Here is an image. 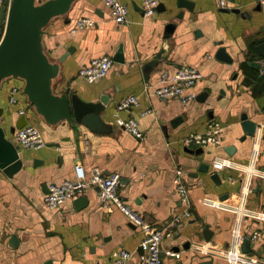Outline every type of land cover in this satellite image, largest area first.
<instances>
[{
  "label": "crops",
  "instance_id": "crops-1",
  "mask_svg": "<svg viewBox=\"0 0 264 264\" xmlns=\"http://www.w3.org/2000/svg\"><path fill=\"white\" fill-rule=\"evenodd\" d=\"M120 1L128 8L125 22L114 20L103 0H72L65 13L49 19L42 33L45 53L59 66L51 84L55 94L76 93L87 102L109 95L100 113L102 127L91 129L73 117L50 122L24 93L23 78L9 76L0 82V126L6 137L17 145L18 127L11 129L24 115L45 142L37 149L19 146L22 166L10 175L0 168V264H113L110 257L121 248L133 253L124 264H140L143 230L116 205L101 201L97 186L87 187L57 208L44 203L48 185L73 179L77 163L87 176L94 169L120 174L118 192L124 202L163 228V264H199L209 259L212 264H227L223 257L198 252L195 244L228 247L238 215L242 240L264 231V220L239 211L247 175L240 166L250 162L254 143L242 123L246 118L258 127L264 124V88L260 87L264 75L258 73L263 56L256 50L264 44V4L227 0L225 9L217 6V0H159L155 13L144 16L141 0ZM81 17L93 19L94 24L71 32ZM5 19L6 13L0 39ZM169 23L174 25L167 36ZM160 50L158 64L145 77L143 63ZM105 55L111 59L105 76L89 81L78 75L91 58ZM181 64L202 72L193 88L195 99L181 104L176 98L155 96L154 87ZM13 86L15 103L9 101ZM129 95H137L138 103L117 110V103ZM117 117L133 118L142 136L118 125ZM210 121L222 126L219 144L185 145L184 137L204 133ZM216 156L229 157L236 165L214 169L211 161ZM254 166L264 171V134ZM178 169L189 190L192 216L172 223L171 218L184 208L176 192ZM251 178L245 207L264 212V177ZM204 197L234 208L205 205ZM12 235L18 240L15 246ZM241 244V252L264 257V240H250L248 252Z\"/></svg>",
  "mask_w": 264,
  "mask_h": 264
},
{
  "label": "built area",
  "instance_id": "built-area-1",
  "mask_svg": "<svg viewBox=\"0 0 264 264\" xmlns=\"http://www.w3.org/2000/svg\"><path fill=\"white\" fill-rule=\"evenodd\" d=\"M260 4H264V0H258ZM9 0H0V4L8 3ZM105 6L108 7L111 17L117 22H125L127 20L128 8L126 4L120 0H103ZM159 0H141V9L144 16H150L155 13ZM219 8L227 7V0H217ZM94 20L88 17L78 18L71 32L87 26H92ZM111 66V59L109 56H100L91 58L90 61L79 68L78 75L86 78L89 81H96L105 76ZM258 73L264 75V56L258 62ZM202 77L201 70L193 65L181 64L177 66L175 73L165 80L162 84L157 85L153 89V94L161 98H176L179 103L186 104L196 97L194 91L195 83ZM17 87H11L9 94V101L16 102ZM138 103L137 95H129L122 98L116 105L117 110L129 108L131 105ZM118 125L128 129L135 136L141 137L142 132L138 129L137 123L133 118L122 119L117 117ZM264 124L256 128L254 134L253 151L251 159L248 164L241 165L247 174L241 185V209L242 214H249L257 219L264 220V212L262 210H251L245 207L247 197L252 188V175L264 177V171L254 166L257 158L259 141L262 138L264 131ZM222 126L217 121H210L208 128L204 133H191L184 137V143L188 146H203L207 144H219L220 133ZM15 141L23 148L37 149L42 147L45 142L42 133L38 127L33 124H24L17 128L14 132ZM211 165L214 169H223L234 167L236 164L233 160L226 156H216L212 159ZM180 169L177 170V197L184 205V208L175 213L171 218L172 223H177L182 219L190 218L192 215L189 210V190L188 187L179 178ZM120 184V174L112 172L110 174H103L99 170L94 169L86 175V170L80 164H75L74 178L66 179L60 183H50L48 190L43 194V201L49 208H57L65 203L67 200L76 198L83 194L84 190L89 186H97L99 188V197L101 201L116 205L125 216L135 225L141 227L143 230V237L139 243L141 252L139 253L140 264H163L161 256V242L163 239V228L155 223L147 221L142 214L130 207L123 200L119 194L118 188ZM202 203L205 205L218 208H234L231 205L223 204L221 201L212 199L210 197L202 198ZM241 215L237 216L234 226L231 231V242L226 248H215L206 242H198L195 244V249L206 255L223 257L227 264H264V257L255 253L246 254L241 252L240 244L243 239V234L240 228ZM253 242H260L264 240V231H254L250 236ZM132 252L126 249H118L114 251L110 257L113 264H124L132 256Z\"/></svg>",
  "mask_w": 264,
  "mask_h": 264
},
{
  "label": "water",
  "instance_id": "water-1",
  "mask_svg": "<svg viewBox=\"0 0 264 264\" xmlns=\"http://www.w3.org/2000/svg\"><path fill=\"white\" fill-rule=\"evenodd\" d=\"M72 0H9L0 7V26L6 19L4 31L0 39V82L9 76L20 77L25 80L24 93L39 113L48 121L53 122L62 117L68 120L73 117L75 121L97 130L103 126L100 113L105 109L109 101L108 94H101L98 101L87 102L82 100L76 93L55 94L51 84L53 78L58 74L59 66L56 62L49 60L42 47L43 27L51 17L65 13ZM228 9V8H225ZM237 11L238 9H232ZM173 23L167 24V36L170 35ZM257 53L264 56V44L256 47ZM162 50L142 65L144 76L155 68ZM219 53H221L219 51ZM61 60L63 57L60 58ZM264 88V79L260 83ZM27 123L24 115H21L13 126L21 127ZM247 133L254 136L255 122L243 121ZM22 166L19 158V145L6 137V132L0 126V168L10 175ZM81 198V197H80ZM83 202V198L80 199ZM10 242L15 246L17 237L12 235ZM242 251L251 249L250 237L242 240ZM140 249V248H139ZM141 252V249H140ZM213 260H205L199 264H212Z\"/></svg>",
  "mask_w": 264,
  "mask_h": 264
}]
</instances>
